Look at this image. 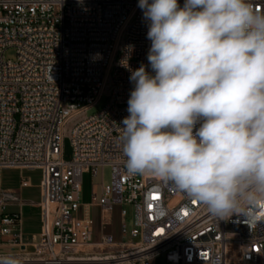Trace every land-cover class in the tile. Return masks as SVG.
<instances>
[{
	"label": "built area",
	"instance_id": "2783aa9c",
	"mask_svg": "<svg viewBox=\"0 0 264 264\" xmlns=\"http://www.w3.org/2000/svg\"><path fill=\"white\" fill-rule=\"evenodd\" d=\"M254 2L264 10V0ZM147 31L138 0H0V245L17 248L23 264H264V223L217 220L159 178L127 174L120 136L133 84L119 62L133 44L130 67L151 71ZM11 48L15 61L5 57ZM104 96L108 105L89 117ZM106 167L112 182L92 185L81 218L83 175L97 178ZM13 169L43 173V230L32 243L22 215L7 212L18 200L1 172ZM89 206L103 225L113 207L130 208L121 211L119 241H94Z\"/></svg>",
	"mask_w": 264,
	"mask_h": 264
},
{
	"label": "clouds",
	"instance_id": "9594fccd",
	"mask_svg": "<svg viewBox=\"0 0 264 264\" xmlns=\"http://www.w3.org/2000/svg\"><path fill=\"white\" fill-rule=\"evenodd\" d=\"M147 60L119 62L133 88L121 146L127 174L151 175L217 220L264 223V10L254 0H138ZM95 58H102L100 53ZM0 264H23L15 254Z\"/></svg>",
	"mask_w": 264,
	"mask_h": 264
},
{
	"label": "crops",
	"instance_id": "0c3cea01",
	"mask_svg": "<svg viewBox=\"0 0 264 264\" xmlns=\"http://www.w3.org/2000/svg\"><path fill=\"white\" fill-rule=\"evenodd\" d=\"M12 173L20 172L21 177L14 180V182H7L3 178L5 171L1 172V185L6 191H10L17 198V202H9V208L11 209V214L20 213L23 220V234L25 240L29 243L35 242L43 230V217H42V202H43V191L41 189L42 179L40 181H35L32 177L33 172H28L29 170H9ZM27 172V175H26ZM28 182L27 187L22 186V180ZM92 192V189H91ZM91 192L89 194L90 200L82 201V207L80 210V217H84V206L90 204ZM88 215L93 224L94 236L98 235L99 239L102 235L112 236L115 240L119 241L121 239L120 230L116 233L115 229L112 228V217L111 223L107 225L102 224L101 211L96 206L88 207ZM98 241V240H96ZM0 247H7L1 246ZM13 254V252H9ZM5 253V254H9Z\"/></svg>",
	"mask_w": 264,
	"mask_h": 264
},
{
	"label": "rangeland",
	"instance_id": "374dc122",
	"mask_svg": "<svg viewBox=\"0 0 264 264\" xmlns=\"http://www.w3.org/2000/svg\"><path fill=\"white\" fill-rule=\"evenodd\" d=\"M5 57L7 60H11V61H15L16 60V50L14 48H11L9 50L6 51L5 53ZM109 103V98L107 96H104L94 107H92L88 112L87 115L89 117L97 115L98 113L102 112L105 107L108 105ZM73 158V147L71 145V141L69 138H66L64 141V159L66 161H71ZM5 171L3 174V178L5 179V181L7 182H14L15 179L20 178L21 177V173L20 172H16V173H12L9 170H3ZM28 172H33L32 177L34 178L35 181H40L41 179L43 180V173L40 170H34V171H28ZM27 175V172H26ZM112 171L111 168L106 167L103 171L99 170L98 172V177L97 178H93V174L91 172L85 173L83 175V193L81 196L82 201L84 200H90L89 198V194L91 192L92 189V185L93 184H106V185H110L112 182ZM126 208L128 211H130V208L128 207H122V206H115L113 207V217H112V228L115 229L116 233H118V229L121 227V211L122 209ZM7 212H11V209L8 207L7 208ZM80 213V212H79ZM78 216H80L78 214ZM99 240L98 235L94 236V241ZM1 242V239H0ZM87 249L91 248V247H86ZM9 252H13L16 253L18 252L17 248H12V247H0V253L1 254H5V253H9ZM92 252V251H90ZM95 252L98 253L97 250H95ZM156 264H163L162 263V258H159L156 261Z\"/></svg>",
	"mask_w": 264,
	"mask_h": 264
},
{
	"label": "bare ground",
	"instance_id": "6f19581e",
	"mask_svg": "<svg viewBox=\"0 0 264 264\" xmlns=\"http://www.w3.org/2000/svg\"><path fill=\"white\" fill-rule=\"evenodd\" d=\"M89 247H91V248H89V249H87L86 247H84L83 248V251L84 252H90V251H92V246H89ZM93 261H95V262H93ZM98 261H101L100 259H94V260H92V262H85V263H82V264H109V263H104V262H98Z\"/></svg>",
	"mask_w": 264,
	"mask_h": 264
},
{
	"label": "snow or ice",
	"instance_id": "6c2138e0",
	"mask_svg": "<svg viewBox=\"0 0 264 264\" xmlns=\"http://www.w3.org/2000/svg\"><path fill=\"white\" fill-rule=\"evenodd\" d=\"M155 198V197H154Z\"/></svg>",
	"mask_w": 264,
	"mask_h": 264
}]
</instances>
